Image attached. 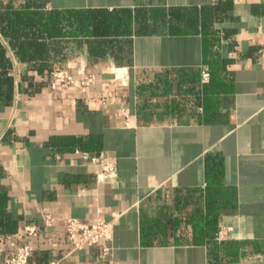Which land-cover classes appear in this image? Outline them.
<instances>
[{
    "label": "crops",
    "instance_id": "1",
    "mask_svg": "<svg viewBox=\"0 0 264 264\" xmlns=\"http://www.w3.org/2000/svg\"><path fill=\"white\" fill-rule=\"evenodd\" d=\"M8 9H129L131 30L73 34L64 17L63 36L40 39L52 70L76 82L53 89L34 59L18 56L28 30L16 37L0 23L14 76L12 102L0 104V264L25 242L28 264H264V0H0V14ZM83 63L90 85L77 74ZM105 160L117 177L99 181ZM210 170L220 172L215 191ZM68 217L109 221L110 256L75 248ZM28 223L37 235L25 234Z\"/></svg>",
    "mask_w": 264,
    "mask_h": 264
},
{
    "label": "trees",
    "instance_id": "2",
    "mask_svg": "<svg viewBox=\"0 0 264 264\" xmlns=\"http://www.w3.org/2000/svg\"><path fill=\"white\" fill-rule=\"evenodd\" d=\"M171 11L173 17H179V8H172ZM209 13L214 14V9L207 10V13L204 12L203 20L205 33L208 32L207 14ZM64 17L69 18L70 22L76 25V28L71 31L73 34L84 33L88 35H109L114 33H129L131 30V11L129 9H123V11L120 12L102 9L80 11L71 10L66 11L65 13L56 10L48 14H45L42 11L8 9L5 13L0 14V23L2 24L4 20H8L7 25L9 29L17 31L12 34L16 35V37H18L21 32L28 30L26 33L27 36L24 39H18L20 40L17 44L19 46L18 49L21 50L18 56L22 58L34 59L37 69H34L33 72L37 73L41 77H48L49 75L50 78V73L52 68L55 66V63L46 53L48 43L45 39L41 40L40 38L47 34L49 36H63L64 33L62 32L61 24ZM143 26L144 25L141 26L139 32L146 31V28ZM30 31H33V34L30 33ZM208 40L207 36L205 42V62L207 61L208 63L209 61L212 65V78L215 81V79L217 80L215 72H217V63H219V60L216 58V60L208 58L210 56V42L208 44ZM31 46L35 47L34 53L27 54L28 48ZM55 49L57 50V47ZM90 49L97 57L101 56L104 52L99 43H92L90 45ZM10 66V57L6 53L4 47L0 44V104L5 103L6 105H9L12 102L14 92V76L10 70ZM214 84L215 89H220V82H214ZM208 183L215 191L217 185L220 184V172L210 170L208 173ZM214 216V221L216 222V214Z\"/></svg>",
    "mask_w": 264,
    "mask_h": 264
},
{
    "label": "built area",
    "instance_id": "3",
    "mask_svg": "<svg viewBox=\"0 0 264 264\" xmlns=\"http://www.w3.org/2000/svg\"><path fill=\"white\" fill-rule=\"evenodd\" d=\"M264 58V49H263ZM112 72L116 79H118L123 85L129 83V71L127 67H118L112 69ZM78 76L81 77L82 85H90L95 81V76L92 72L87 70L86 64L77 70ZM210 79V71L208 69L202 70V81L208 82ZM76 82L75 74L67 71L61 65L56 66L50 73V86L56 89L60 84L73 85ZM96 100V99H94ZM100 103L104 100H98ZM117 177V169L115 165L108 160L102 161L101 171L97 175L99 181H108ZM55 218L52 214L47 213L44 221L46 226H52ZM112 230V224L104 219H98L95 222L83 221L77 217H68L66 219V237L74 244L75 248H83L85 246H100L102 259L105 260L110 256L111 247L108 242L110 231ZM24 232L27 236H35L38 233V228L35 224L28 223L24 227ZM222 231L219 232L218 238L220 239ZM33 246L28 243H22L17 245L13 253L8 257V264H28L29 259L33 253ZM51 264H58L57 261H52Z\"/></svg>",
    "mask_w": 264,
    "mask_h": 264
}]
</instances>
